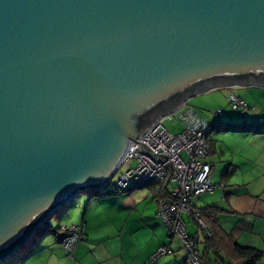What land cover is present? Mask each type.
Segmentation results:
<instances>
[{
    "label": "water",
    "instance_id": "95a60500",
    "mask_svg": "<svg viewBox=\"0 0 264 264\" xmlns=\"http://www.w3.org/2000/svg\"><path fill=\"white\" fill-rule=\"evenodd\" d=\"M224 88L264 89V0H0V262Z\"/></svg>",
    "mask_w": 264,
    "mask_h": 264
},
{
    "label": "crops",
    "instance_id": "0c3cea01",
    "mask_svg": "<svg viewBox=\"0 0 264 264\" xmlns=\"http://www.w3.org/2000/svg\"><path fill=\"white\" fill-rule=\"evenodd\" d=\"M252 140L258 141L252 143L257 148L254 147L252 151L255 153L248 157L253 168L259 164L261 166L259 170L264 172V136H257ZM215 148L211 145V154ZM230 158L232 167L227 169L228 173L223 174L217 183L211 180L212 193L217 189L219 191L218 200L197 201L204 195L202 194L193 200L194 207L197 212L210 206L220 209L217 220L221 229L231 235L239 246L252 248L264 254V183L259 184L249 172L241 173V178L237 179L236 173L241 172L239 171L241 168L234 166V158L232 156ZM91 199L88 202L86 199L84 208L80 205L78 209L74 207L77 210L76 214L78 210L82 212L84 209L80 223L83 225L84 238H86L84 244L76 249L74 264H84L87 259L94 264H143L160 247H168L171 250L164 264H187L180 242L169 238L162 221L157 216V202L152 188L144 186L128 193L93 201ZM71 208L70 206L69 209ZM134 213H137V218H134ZM183 221L189 235L198 234L201 237L189 220L183 219ZM55 230L57 232V227ZM134 232L137 233L135 237ZM48 235L51 234L46 232L41 235L32 245L28 255L23 251L17 263L11 260L6 261V264H28L34 258L44 257L45 254L49 257L48 262L54 259L56 254L54 255V250L49 247L56 244L61 247V245L56 237L49 238ZM199 239L201 240L202 237ZM45 242L49 243L48 248L41 247ZM91 246H95V249L89 250ZM259 264H264V258Z\"/></svg>",
    "mask_w": 264,
    "mask_h": 264
},
{
    "label": "built area",
    "instance_id": "2783aa9c",
    "mask_svg": "<svg viewBox=\"0 0 264 264\" xmlns=\"http://www.w3.org/2000/svg\"><path fill=\"white\" fill-rule=\"evenodd\" d=\"M228 105L241 113L248 109L239 98L231 95ZM222 111L212 113V120L201 116L187 102L154 123L137 142L145 145L154 155L135 151L138 144L132 143L124 164L133 162V166L121 174L117 184L105 186L104 194L140 188L147 185L163 186L165 198L157 202V216L162 221L169 238L176 239L182 246L188 264H200L198 257V234L189 235L182 215H189L206 239L211 238L207 226L200 219L193 200L202 194L213 192L211 184L212 165L207 162L211 155L208 135L214 127L224 126L218 120ZM176 123L180 132L174 134L164 126V122ZM263 124V119L253 125ZM161 153H158V150ZM108 185V184H107ZM96 196L91 199L95 200ZM83 225L59 227V243L66 256L74 258L78 242L82 239ZM171 254L168 247H160L150 257L147 264H157L162 257Z\"/></svg>",
    "mask_w": 264,
    "mask_h": 264
},
{
    "label": "rangeland",
    "instance_id": "374dc122",
    "mask_svg": "<svg viewBox=\"0 0 264 264\" xmlns=\"http://www.w3.org/2000/svg\"><path fill=\"white\" fill-rule=\"evenodd\" d=\"M231 95L237 96L244 101L246 106L249 108L246 110L245 114L242 115L241 112L232 110L231 107L228 105L227 100ZM187 103L190 106H192L201 116L208 119V121L212 120V113L217 110L223 111V116L221 118V121L224 123L250 124L254 119H257V118L264 119V89H258V88L216 89L208 93L198 95L188 100ZM164 126L168 128L174 134L180 132L181 130L179 125L176 123H169L165 121ZM257 136H264L263 131L260 130L258 132H255L253 130L249 131V130H240V129L224 130V129L218 128V129L213 130L209 134L210 144L216 147L215 149H213L212 154L208 158L210 159L209 162L212 165L211 180L213 183L214 181H216L217 183L219 179L223 176V174L226 175L228 173L227 169H230L232 167L231 158H230L231 156L232 158H234L233 165L237 166L238 168H241V170H239L241 172L236 173L235 177L237 179L241 178V175H240L241 173L249 172V175H253L252 178H255V180H257L259 184L261 182L264 183V172L259 170L261 169V166L258 164L256 168H253V165L250 162V159L248 157L255 153L252 150L254 149V147L257 148V146L252 145V143L254 144L255 142H258V141L257 140L254 141L252 139L257 138ZM133 165H134L133 162L122 165L111 177L107 187L109 188V187L115 186L117 184V180L119 176ZM230 172H232V170H230ZM105 190L79 191L76 198H74V200L69 205L57 210L54 213V215L47 221L46 226H49L52 229H55L56 227L60 225L67 226V227L81 225L80 222H81V219L84 213V209L82 212L78 210V214H76L77 210L75 209L76 208L78 209V205L82 206L83 208L86 207L85 206L86 199L88 202V200H90L94 196H97L98 199L107 197L103 194ZM218 197H219V191L217 189L212 194H204L200 196L197 201L202 200V199L209 200V201H217ZM70 206L72 207L71 209H69ZM72 211L73 213L70 214V212ZM136 214L137 213H134V218H137ZM182 218L185 221L189 220L191 225L197 229L198 233H200L202 237V232L200 231L199 227L195 225L193 219L189 215H182ZM120 223H122V220L120 221ZM41 229L42 228L39 229V232H42ZM135 236H137V233L134 232V237ZM40 237H41L40 233H35L32 240H30L26 245L20 248V250L14 253L10 258H8L5 261H1L0 264H6V261L9 262L11 260L17 263L19 261V258L21 257L20 256L21 253L25 251L28 255L31 252L32 245L34 244L36 240L38 241ZM47 237L54 238L52 234L48 235ZM84 237L85 236H84V228H83L82 239L78 242L76 249L77 247L80 248V246L84 244L83 241L84 239H86ZM166 239L168 240L167 236H166ZM49 246L50 245L48 242H45L43 245H41L42 248H48ZM61 247L58 246L57 244L56 246L52 245L49 247L54 250V255L56 254L55 258L51 259L49 262H48L49 257L45 254L44 257L39 256V258H34V260H32L28 264H42L43 262H44L43 264H74L75 258H70L66 256L65 254L64 256L63 255L64 252L62 253L63 248ZM92 249L94 250L95 246H91V249L89 248V250H92ZM156 250L151 254V256L156 252ZM75 253H76V250H75ZM150 257L143 264H147ZM168 257L169 256L160 258L159 259L160 261L158 260L159 261L158 264H164L166 262V258ZM84 264H94V263L88 262V259H87V261H85Z\"/></svg>",
    "mask_w": 264,
    "mask_h": 264
},
{
    "label": "trees",
    "instance_id": "16d2710c",
    "mask_svg": "<svg viewBox=\"0 0 264 264\" xmlns=\"http://www.w3.org/2000/svg\"><path fill=\"white\" fill-rule=\"evenodd\" d=\"M239 111V110H236ZM246 111V110H245ZM240 112V111H239ZM242 115L244 114L241 113ZM223 116V111H222ZM218 120L221 124L224 126L214 127L213 130L221 128L224 130H253L255 132L263 131L264 133V119L263 124L259 125H253L254 121L260 119H254L250 124H241V123H224L221 121V118ZM212 130V131H213ZM211 131V132H212ZM210 132V133H211ZM209 139V135H208ZM209 145L211 148L210 140ZM150 188H152L155 192V201L158 202L160 199L165 198V192L163 186H157V185H147ZM141 188V187H140ZM134 189L132 188L129 190L119 191L115 194H104L105 196H112L120 193H128ZM95 197V196H94ZM96 199L98 197L96 196ZM200 219L203 221V223L207 226L208 231L211 235V238L206 239V236L204 237L202 235V239L198 241V257L200 264H259L262 259L264 258V254L258 250L252 249V248H246L241 247L237 244V242L232 238L231 235L225 233L221 227L218 224V214L220 213V209L210 206L205 207L203 209H200V211L197 212ZM47 221H45L39 228L34 232L40 233L43 235L44 233L48 232L52 234L54 237L57 238L59 242V227H57V232L55 229H52L49 226H46ZM42 228V232H39V229ZM33 234V236H34ZM33 236L30 238V240L33 239ZM29 240V241H30ZM28 241V242H29ZM187 262V261H186ZM188 264V262H187Z\"/></svg>",
    "mask_w": 264,
    "mask_h": 264
}]
</instances>
